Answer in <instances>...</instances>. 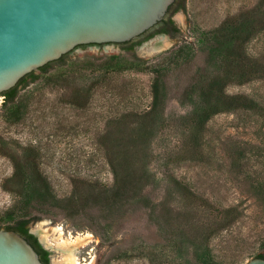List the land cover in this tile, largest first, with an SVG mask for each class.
Masks as SVG:
<instances>
[{
  "label": "rangeland",
  "instance_id": "rangeland-1",
  "mask_svg": "<svg viewBox=\"0 0 264 264\" xmlns=\"http://www.w3.org/2000/svg\"><path fill=\"white\" fill-rule=\"evenodd\" d=\"M261 3L176 0L168 12L174 35L156 28L127 44L77 45L61 65L19 85L14 105L4 106L0 95V228L20 214L26 186L11 179L13 155L20 165L33 162L55 198V205L35 212L39 218L27 230L41 238L37 225L46 221L70 239L89 233V243L75 248L81 264H193L189 241H199L208 225L222 227L208 242L220 264H244L264 254V78L225 88L252 98L260 110L214 115L201 150L192 149L183 127L191 106L180 98L204 62L202 33ZM177 12L183 25L174 20ZM163 35L172 39L169 47L143 50ZM171 48L185 52L166 66L168 93L153 113L155 74L147 67L163 65L161 53ZM246 51L264 59V31ZM129 54L143 60L140 66H104L110 56L121 64ZM114 170L129 176L135 197L112 198ZM55 236L44 243L47 264L61 263Z\"/></svg>",
  "mask_w": 264,
  "mask_h": 264
},
{
  "label": "trees",
  "instance_id": "trees-1",
  "mask_svg": "<svg viewBox=\"0 0 264 264\" xmlns=\"http://www.w3.org/2000/svg\"><path fill=\"white\" fill-rule=\"evenodd\" d=\"M175 3V1H174ZM172 3L169 10L174 6ZM164 19L158 21L157 26ZM168 28L158 30L175 34L178 32L172 20H168ZM154 25V26H155ZM169 25L171 28L169 29ZM264 31V3L248 11L240 12L225 18L217 27L204 31L201 35V48L204 52V62L202 66L192 75L190 82L180 94L181 102L189 104L190 110L182 116V124L188 132L193 150H201L202 137L208 121L216 114L222 112H234L237 110L259 111L260 105L252 98L244 94H228L225 88L231 83H244L253 79L264 78V59L252 57L246 51L247 43L260 32ZM121 44H127L123 42ZM126 48H131V45ZM184 48H171L164 51L161 55L167 61L163 65L147 67L155 74L152 83V103L150 111L158 113L167 96L168 90L165 79L166 66L176 62L184 54ZM67 54V53H66ZM66 54L54 61L47 62L38 69L40 74L31 71L21 77L18 82L0 93L3 96V105L12 106L16 102L19 85L26 82H34L41 74H46L52 64H62ZM116 56H110L109 61L104 64L109 70H125L140 66L143 60L134 54L125 55L124 63L114 62ZM14 163V171L11 179L24 181V195L20 205V214L13 219L12 223L4 225V229H11L22 236L40 253L46 252L39 247L35 238L28 232L26 225L38 219L36 211L43 210L47 206L55 205V198L52 194L49 182L42 173L35 167L33 162L20 165V158L16 159L9 155ZM116 184L111 187L112 198L125 195L133 198L132 188L128 187L129 176L121 175L114 170ZM140 180V177H139ZM138 182V178L135 179ZM123 194V195H122ZM67 210L70 207L65 206ZM225 219H223L224 222ZM206 232L200 237L199 241L190 240L189 246L194 258L193 264H220L211 253L208 244L209 239L222 227H206ZM256 257L264 258V254ZM43 264H47V258L40 257ZM107 263V262H106ZM105 263V264H106Z\"/></svg>",
  "mask_w": 264,
  "mask_h": 264
},
{
  "label": "water",
  "instance_id": "water-1",
  "mask_svg": "<svg viewBox=\"0 0 264 264\" xmlns=\"http://www.w3.org/2000/svg\"><path fill=\"white\" fill-rule=\"evenodd\" d=\"M175 0H0V93L77 45L136 39ZM0 264H43L28 240L0 228ZM244 264H264L254 257Z\"/></svg>",
  "mask_w": 264,
  "mask_h": 264
},
{
  "label": "bare ground",
  "instance_id": "bare-ground-1",
  "mask_svg": "<svg viewBox=\"0 0 264 264\" xmlns=\"http://www.w3.org/2000/svg\"><path fill=\"white\" fill-rule=\"evenodd\" d=\"M174 20H176L177 23L183 25L184 23V16L182 13L177 12L173 16ZM172 44V39L168 38L167 36H159L156 39L152 40L148 44H145L143 46V50L147 53H153L156 51H160L164 48L169 47ZM38 232L41 235V240L49 245V236L56 235V246L61 250L62 258L60 264H81L79 261L76 253L75 248L89 243L91 240L90 234L85 235H76L73 239H70L68 236L64 235L61 228L58 226L54 227H48L46 221H41L37 225Z\"/></svg>",
  "mask_w": 264,
  "mask_h": 264
},
{
  "label": "flooded vegetation",
  "instance_id": "flooded-vegetation-1",
  "mask_svg": "<svg viewBox=\"0 0 264 264\" xmlns=\"http://www.w3.org/2000/svg\"><path fill=\"white\" fill-rule=\"evenodd\" d=\"M175 1H176V0H175ZM163 19H164L163 22H160L157 26L155 25V26H153L152 28L146 30V31L143 32L141 35H139L136 39H132V40L127 41V43H131V42L137 40L138 38H140V37H142V36H145V35H146L147 33H149L152 29H156V28H158V29H159V28H168V23H167V21H168L169 19L171 20V18H170V16H169L168 12H167V14L163 17ZM170 28H171V26L169 25V29H170ZM28 232H29V233L35 238L36 243L39 245V247H40L41 249H43V250L46 252L45 249H47V247L45 246V244H44V242L41 240V238L38 236V234L35 233L34 231H31V230H29ZM29 243H30V242H29ZM30 244H31V243H30ZM39 256H40V257H43L44 259H45V258L48 259V254H47V252H46L45 255H44L43 252H42V253H40ZM47 263H48V260H47Z\"/></svg>",
  "mask_w": 264,
  "mask_h": 264
}]
</instances>
